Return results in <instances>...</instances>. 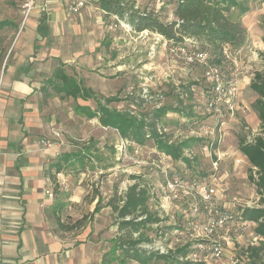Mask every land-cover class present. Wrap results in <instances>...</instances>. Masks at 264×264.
Masks as SVG:
<instances>
[{"label": "rangeland", "instance_id": "1", "mask_svg": "<svg viewBox=\"0 0 264 264\" xmlns=\"http://www.w3.org/2000/svg\"><path fill=\"white\" fill-rule=\"evenodd\" d=\"M31 1L32 10L26 17V4ZM60 1L61 24H89L88 32L94 36L86 39L87 43L82 47L87 61L64 65L67 73L94 89L102 101L106 97L118 96L119 100L111 102L110 106L120 110L147 113L152 117L156 108L165 105L170 109L158 123L160 130L173 141L189 136H197L203 141L186 149V155L192 160L187 165L161 154L152 138L138 144L122 137L116 128L103 126L97 117L88 118L75 109L77 101L72 98H62L53 91L46 97L43 95V112L49 122L45 135H49L53 127L61 130L67 150L86 153L84 164L75 162L64 170V176L57 175V181L48 184L47 190L53 193L52 196L46 190L50 200L45 207L59 235H80L82 242L100 249L102 264H143L134 259H122V249L115 247L118 234L116 214L107 205L113 195L122 196L130 185L139 182L150 189V208L165 218L158 226L145 231L152 241L142 242L139 246L152 252L158 251V246H164L173 252L184 244L194 243L190 236L193 221H204L205 215L201 206L198 212L194 211L192 199L176 201L168 198L167 180L175 173L186 177L197 175L208 180V175L213 172L214 184L224 190L218 199L219 204L227 209L236 211L240 207L259 205L261 196L249 179L252 166L239 149L240 138L253 141L261 129V120L255 117L254 108L259 95L249 88L243 91L241 84L238 94V107L241 108L235 116H226L220 121L204 110L203 92L209 86L204 68L191 67L171 52L168 38L149 29L151 32L148 33L136 31L129 21L103 13L98 0H85V6L80 10H86L82 22L77 19L80 12L72 10L71 0ZM132 1L142 10L154 11L164 21L177 18L175 10L179 0ZM44 3L45 7L49 4L47 0H0V21L20 24L19 28L6 26L0 30V97L6 63L13 56V41L23 24H29L34 10H39ZM252 8L257 10L253 21H256L257 14H261L259 18L264 24V0L250 1L249 11ZM99 12L104 15L103 19L97 15ZM237 13V10L232 11L234 18ZM95 24H101L102 28L96 30ZM194 43L195 48H205L209 52L213 49L197 39ZM249 50L254 52L255 48L247 49L251 53ZM231 53L234 67H239L242 75L247 74L234 49ZM262 65L264 70V63ZM89 105L96 108V100L90 99ZM41 149L46 148L41 146ZM213 161H218L217 170L212 167ZM98 205L100 210L94 211ZM4 206L2 218L9 223L10 212ZM20 211L13 214L19 218ZM254 228L251 226L247 232H239L237 226L229 225L219 230L216 238L224 245V255L220 259L191 260L190 264H249L246 249L254 242ZM260 242L257 240V245ZM146 264L164 262L151 259Z\"/></svg>", "mask_w": 264, "mask_h": 264}, {"label": "crops", "instance_id": "2", "mask_svg": "<svg viewBox=\"0 0 264 264\" xmlns=\"http://www.w3.org/2000/svg\"><path fill=\"white\" fill-rule=\"evenodd\" d=\"M47 2V7L45 3L40 5L41 8L31 14L29 24L21 27L13 41V56L6 63L3 77L4 89L0 97V264H102L100 249L82 242L80 235H59L45 207L50 200L46 193L48 184L57 181V175H65L64 171L56 173L53 168L51 171L56 173L53 181L47 172L51 163L69 150L58 143L41 149L39 141L49 124L43 112V95L46 97L53 91L44 93L42 86L60 64L84 62L87 58L82 47L87 43L86 39L94 37L88 32L89 24H61L60 0ZM85 11L77 18L81 22L86 16ZM254 13L257 10L252 8L241 17L247 38L243 44L232 47L248 72L242 75L243 91L252 89L253 75L263 70L264 63V24L259 18L261 14L253 21ZM98 14L104 18L100 12ZM6 26L19 28L20 24L11 22L0 30ZM100 28L101 24H95L96 30ZM253 47L254 52L247 51ZM69 98L86 105L94 99ZM255 117L260 119L257 112ZM169 159L172 158L169 156ZM4 205L10 212L9 223L2 218ZM19 211L21 214L17 218L13 213ZM255 226L256 223L252 227Z\"/></svg>", "mask_w": 264, "mask_h": 264}, {"label": "trees", "instance_id": "3", "mask_svg": "<svg viewBox=\"0 0 264 264\" xmlns=\"http://www.w3.org/2000/svg\"><path fill=\"white\" fill-rule=\"evenodd\" d=\"M250 1L252 0H179L175 10L177 18L170 22L164 21L154 11L136 7L132 0H98L97 3L108 14L129 21L136 31L149 29L175 42H183L189 37L207 43L213 47L210 51L216 56L215 60L220 62L224 44L236 47L243 44L247 38V30L241 22V17L249 10ZM234 10L238 11L235 18L232 15ZM8 23L11 22L2 20L0 27ZM251 88L259 94L254 108L261 120V129L253 141L240 138L239 149L252 166L249 179L257 186L261 203L240 207L238 211L244 219L256 223L255 232L262 237L259 245H250L246 249L249 264H264V70L255 73ZM50 89L62 98L81 97L84 100L94 98L97 102L96 108L77 104L75 109L90 119L97 117L103 126L116 128L122 137L138 144H144L152 138L158 151L187 165H190L192 160L185 154L186 149H191L197 142L203 141L197 136L173 141L166 132L160 130L158 123L170 109L165 105L156 108L152 117L147 113L136 114L130 110L111 107L110 103L119 100L118 96L106 97L105 101H102L91 88L83 85L76 76L67 73L64 64H60L42 86L44 93H49ZM174 111L179 110L174 109ZM85 154L80 150L62 153L51 163L47 172L50 179L55 181L56 173L64 171L77 161L84 164ZM253 167L257 169L256 176ZM53 168L56 173L51 171ZM151 198L150 189L135 182L128 187L124 195L115 194L108 201L107 205L111 206L116 214L118 234L115 237V247L122 249L124 254L122 259H134L143 264L151 259L162 260L164 264H190L191 260L186 257L193 243L184 244L177 251L168 253H160L159 250L147 251L139 246L142 242L152 241L145 231L165 220L156 210L150 208ZM99 210L100 205L96 206L94 211ZM169 227L174 228L172 225ZM136 233L137 236L134 237Z\"/></svg>", "mask_w": 264, "mask_h": 264}, {"label": "built area", "instance_id": "4", "mask_svg": "<svg viewBox=\"0 0 264 264\" xmlns=\"http://www.w3.org/2000/svg\"><path fill=\"white\" fill-rule=\"evenodd\" d=\"M85 3V0H71V8L74 12H80ZM32 6L33 1L26 4V10L24 11L26 17L30 14ZM115 17L118 18L117 15ZM140 32L148 33L151 31L146 29ZM160 36L164 38V36ZM166 40L171 43L169 45L170 51L181 57L187 65L191 67L202 66L204 68V76L209 84L203 92L205 112L220 121L226 116H235L237 110L241 108V106L238 107V94L241 86L242 70L233 65L232 47L224 44L221 50V61L217 62L213 53L205 49L195 48L192 45L195 44L194 38L186 37L183 42ZM64 142L61 130L53 127L49 135H45L40 139L39 144L49 148L57 143L63 144ZM161 154L169 157L163 152ZM217 165L218 161L212 162V167L215 170L218 168ZM253 170L255 173L256 167H253ZM208 176V180H205V177L201 178L197 175L186 177L175 173L167 180L168 198L176 201L192 199L194 211L198 212V208L200 210L201 206L205 215L204 221H193L190 236L194 239V243L186 257L189 260L220 259L224 255V245L221 239L216 238V236H219V230H223L229 225H235L239 232H247L255 224L253 221L244 219L240 211L227 209L219 204L218 199L224 190L214 184L213 172ZM47 192L50 196L53 195L52 192L48 190ZM261 239L262 237L256 233L254 242L252 241L251 245H257V240ZM157 249L160 253L169 252L164 246H158Z\"/></svg>", "mask_w": 264, "mask_h": 264}]
</instances>
